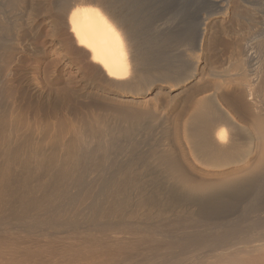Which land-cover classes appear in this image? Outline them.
Returning a JSON list of instances; mask_svg holds the SVG:
<instances>
[{
    "label": "bare ground",
    "instance_id": "bare-ground-1",
    "mask_svg": "<svg viewBox=\"0 0 264 264\" xmlns=\"http://www.w3.org/2000/svg\"><path fill=\"white\" fill-rule=\"evenodd\" d=\"M219 2L0 0V264H264V42Z\"/></svg>",
    "mask_w": 264,
    "mask_h": 264
},
{
    "label": "rangeland",
    "instance_id": "rangeland-1",
    "mask_svg": "<svg viewBox=\"0 0 264 264\" xmlns=\"http://www.w3.org/2000/svg\"><path fill=\"white\" fill-rule=\"evenodd\" d=\"M145 1L143 0V6H145L144 4H146V6L148 5L147 7L146 6L145 7H146V10L147 9L149 10L150 14H152V12L154 11L156 12V9H157L159 13L165 14L166 18L168 19L169 25H171L172 27L173 26L174 27L184 26V28H188L191 26L192 28L193 26L195 27L196 22H200L203 16L206 17V15L208 16L210 13L211 14L212 13L214 14L222 13V10L220 9L218 5V3L220 4L219 1L221 0H145ZM227 18H228V22L226 24L228 25V31H229V34L231 35V36L230 35L228 36V39L231 40L232 37H237V36L238 37L240 36V38H242L243 36V39L245 40V43L247 47L249 48V51L252 54L254 52L255 54L259 55V52L261 51V45L264 42V36H262L264 35V0H247L245 6H243L239 0H232V8ZM146 19H149V16ZM143 20L144 22L140 24L139 31H141L140 32L141 41L144 42V44L146 43L145 45L147 46L148 35L146 33V30H147L146 25L148 21L146 22V25H145V19ZM183 23L184 25H182ZM45 29L46 31L44 33H46V39H42L40 41L42 42V45L44 46L45 51H46V56H45L46 58L44 59L46 60V62L44 65L48 64L49 69L48 71L43 69V71L46 72L48 75L52 73L54 69H57L58 68L57 66H60V69H61L60 71L62 72L64 77H67V78L74 77V75L76 74L75 72L76 69L74 66L75 57L74 56L68 57V59L74 60V62H72V65H71V62H67V61H64V59H60L61 54L63 52L60 51L59 45L56 44L52 36H50L51 35L50 30L48 28H45ZM223 55L225 58L223 57ZM228 56H229V49L227 48L223 49L222 54H221V58H222L221 60H228ZM57 60H62V61L61 63L56 65L55 61ZM31 65L36 67L37 63L35 61H32ZM36 68L35 69L37 72L39 68L38 67ZM39 71H40V74L38 73V77L40 78V80L43 81V84H44L46 80L42 78L44 76L41 75L42 74L41 70ZM2 102L3 104L5 103L2 100L0 105H2ZM263 191L264 189H262V192ZM241 201L243 202V199L236 201V216L238 215L239 211H241L242 204H244ZM257 205L258 204H256V206L254 205V208H253L254 211L256 210L257 212V213L255 212L254 219H262V216L261 217L258 216V213L259 211L264 212L263 208H260ZM262 212L261 214L259 213V215H262ZM233 216L234 215H231L230 217L224 218L222 220L226 221L229 218H233ZM234 219L237 221L236 217Z\"/></svg>",
    "mask_w": 264,
    "mask_h": 264
}]
</instances>
